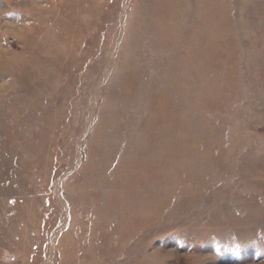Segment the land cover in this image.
Masks as SVG:
<instances>
[{
  "label": "rangeland",
  "instance_id": "rangeland-1",
  "mask_svg": "<svg viewBox=\"0 0 264 264\" xmlns=\"http://www.w3.org/2000/svg\"><path fill=\"white\" fill-rule=\"evenodd\" d=\"M0 264H264V0H0Z\"/></svg>",
  "mask_w": 264,
  "mask_h": 264
}]
</instances>
